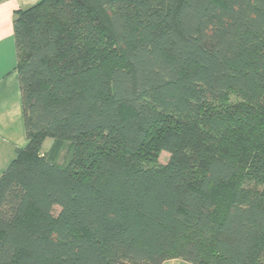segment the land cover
<instances>
[{
    "label": "trees",
    "instance_id": "obj_1",
    "mask_svg": "<svg viewBox=\"0 0 264 264\" xmlns=\"http://www.w3.org/2000/svg\"><path fill=\"white\" fill-rule=\"evenodd\" d=\"M14 32L0 264H264V0H40Z\"/></svg>",
    "mask_w": 264,
    "mask_h": 264
},
{
    "label": "crops",
    "instance_id": "obj_2",
    "mask_svg": "<svg viewBox=\"0 0 264 264\" xmlns=\"http://www.w3.org/2000/svg\"><path fill=\"white\" fill-rule=\"evenodd\" d=\"M39 1L0 0V176L16 158L18 150L29 143L23 115L14 18L17 11ZM48 142L51 146L52 140ZM162 264L193 263L169 259Z\"/></svg>",
    "mask_w": 264,
    "mask_h": 264
},
{
    "label": "rangeland",
    "instance_id": "obj_3",
    "mask_svg": "<svg viewBox=\"0 0 264 264\" xmlns=\"http://www.w3.org/2000/svg\"><path fill=\"white\" fill-rule=\"evenodd\" d=\"M48 141H51V139H48L47 141H46V143H45V146H46V148L47 147H50L49 145H50V143L51 142H48ZM169 157H170V154L169 153H167V152H162L161 153V156H160V161H161V163H167L168 162V160H169ZM64 160H65V157H61L60 158V162H64Z\"/></svg>",
    "mask_w": 264,
    "mask_h": 264
}]
</instances>
